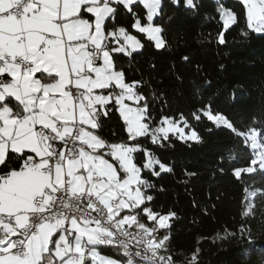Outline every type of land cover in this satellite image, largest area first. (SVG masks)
<instances>
[{
    "label": "snow or ice",
    "instance_id": "snow-or-ice-1",
    "mask_svg": "<svg viewBox=\"0 0 264 264\" xmlns=\"http://www.w3.org/2000/svg\"><path fill=\"white\" fill-rule=\"evenodd\" d=\"M215 2L217 42L225 44L240 15ZM171 3L198 11L195 0ZM238 3L242 35H264V0ZM163 9L164 0H0V264H176L169 243L176 213L152 206L153 193L164 191L156 180L174 167L149 145L202 138L183 112L163 110L171 107L163 93L145 91L142 74L128 76L147 47L170 50L157 23ZM198 103L192 119L227 128L240 145L239 156L232 148L227 157L232 176H264V117L238 128L210 100ZM217 168L225 169L223 153ZM258 193L264 187L244 188L245 219L225 236L243 241L249 233L252 242L245 223ZM198 251L186 264H199Z\"/></svg>",
    "mask_w": 264,
    "mask_h": 264
},
{
    "label": "trees",
    "instance_id": "trees-1",
    "mask_svg": "<svg viewBox=\"0 0 264 264\" xmlns=\"http://www.w3.org/2000/svg\"><path fill=\"white\" fill-rule=\"evenodd\" d=\"M195 2L198 11H185L183 5L177 8L171 0H164L162 19L157 23L165 28L170 50L147 47L142 56H136L134 71L128 73L129 79H140L142 74L149 82L145 91L163 93L171 106L163 110L177 117L183 112L202 138V143L187 144L173 138L172 145L165 149L149 145L158 157L174 167L173 173L156 180L164 191L153 193L152 206L163 213H176L171 220L169 241L176 264H186L197 250L199 264H264V195L258 193L253 215L245 223L251 229L252 242L248 240L249 233H245L243 241L238 233L236 239L225 236V230L229 234L236 232L245 219L241 215L245 207L244 188L264 187V176L245 175L243 181L236 180L231 174L234 165L227 162L232 148L238 150L239 156L240 145L234 134L227 128L215 127L206 118L197 124L191 117L201 99L210 100L212 107L238 128L253 116L264 117V35H242L245 20L238 0H220L240 19L225 32L226 43L219 44L217 35L222 22L216 15L217 3ZM136 11L144 15L142 8L137 7ZM118 22L127 24L128 17L122 15ZM185 56L190 64L183 61ZM118 63L125 69L129 67L125 57H118ZM197 88L202 95L194 94ZM222 153L223 172L217 168ZM189 173L195 176L190 178ZM245 246L250 250L248 257L242 255ZM104 249L110 254L109 247Z\"/></svg>",
    "mask_w": 264,
    "mask_h": 264
},
{
    "label": "rangeland",
    "instance_id": "rangeland-1",
    "mask_svg": "<svg viewBox=\"0 0 264 264\" xmlns=\"http://www.w3.org/2000/svg\"><path fill=\"white\" fill-rule=\"evenodd\" d=\"M109 251H111V253H113V255H114V258H116V257H117V251H116V249H115V248L109 247ZM107 256H109V255H107ZM109 257H113V256H109Z\"/></svg>",
    "mask_w": 264,
    "mask_h": 264
},
{
    "label": "crops",
    "instance_id": "crops-1",
    "mask_svg": "<svg viewBox=\"0 0 264 264\" xmlns=\"http://www.w3.org/2000/svg\"><path fill=\"white\" fill-rule=\"evenodd\" d=\"M105 247H101L100 249H99V251L101 252V253H103V254H105V255H109V256H113L114 257V255H113V253H111V251H110V254L108 253H105V252H103V251H107V250H105L104 249ZM104 249V250H103ZM103 250V251H102ZM109 251V250H108Z\"/></svg>",
    "mask_w": 264,
    "mask_h": 264
}]
</instances>
